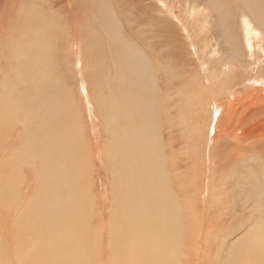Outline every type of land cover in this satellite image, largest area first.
<instances>
[{
  "label": "rangeland",
  "instance_id": "rangeland-1",
  "mask_svg": "<svg viewBox=\"0 0 264 264\" xmlns=\"http://www.w3.org/2000/svg\"><path fill=\"white\" fill-rule=\"evenodd\" d=\"M187 1L191 2V6L194 4L198 6L194 8L195 10L204 8L205 14L209 13L211 18L209 19L211 27L204 34L198 32L195 24H189L188 27L186 25L193 43L187 39L185 31L174 16L180 13L184 16L185 11L181 12L180 7L176 6L173 8V17L165 15L163 13L165 7L157 0H106L108 4L103 0L97 6L103 14L101 17L97 14V7H94L93 3L89 4V0H11L9 5L0 4V43H5L0 52L8 53L6 60L2 59V54L0 55V60H3L0 73L2 69L9 71V66L14 65L10 57L19 53L17 46L20 37H12L13 46L11 48L7 46L8 37L4 33L8 29L7 23L10 20L12 23L19 21V15L26 9V4L42 8L48 3V7L44 8L45 14L51 18L55 26V30L50 29L48 33L51 36L53 31H57L54 37H51L53 51L55 50L54 54L57 56L55 71L57 70L56 73L64 78L62 87L66 96L78 108V121L79 125L81 124L84 145L88 148L87 151L91 149L92 153L94 152L92 162L86 163L84 191L87 197H92L91 210H88L91 218L88 224L92 229L100 230L101 224L106 222L105 215L102 220L100 219L101 212L112 202L111 182L116 180L113 178L111 166L107 163L104 149L107 144L106 122L97 110L93 91L101 88L103 95L108 96L111 93L110 83L108 86L105 85L106 77L114 74L112 50L108 42L110 33L124 47L129 46L137 53L140 51L146 57L150 83L155 85L157 93L163 88L168 99L169 120L163 123L162 98L158 95L154 102V92L152 94L153 105L155 103L154 116L158 120V149L162 152H165V149L173 152L171 158L166 157V161L172 164L167 166L165 162L164 166L169 175V191L174 193V203L180 206L177 207L179 218L181 217V220L178 218L181 222V233H178L177 240L178 253H174L172 263L169 260L168 263L226 264L225 260H228L232 243L245 234L249 226L253 229L255 226L253 222H259L261 224L259 227L262 226L264 231V218L257 219L258 213L264 212V207L257 202L264 199V130L257 133L260 130L259 123L264 118V111L261 108H252L251 101L242 109L241 115L245 114V110L249 111L244 126L248 124L246 128L250 129L254 125L250 126L248 122L255 124L256 132L251 136L240 138L237 136L239 132L230 133V125H222V114L218 112L216 106L224 102L226 93L221 91V87L218 88L219 91L212 87L209 76L206 75L208 72L205 73V70L209 69V73L214 72L211 66L225 60L224 56L228 54L225 44L229 40L225 37L229 38V35L224 37L210 0ZM8 6L10 11L4 14ZM232 6L234 7V3ZM188 11L190 12V9ZM235 12L236 10L232 12V17ZM164 16L170 20L172 27L165 22ZM103 19L107 20L108 27L103 26ZM238 22L240 25V19L237 22H230L229 34L245 55L244 51L247 52L249 49L246 37H242L244 29L239 27ZM252 22L263 34L261 50L264 57V29L254 19ZM21 39L23 42L26 37ZM72 50L74 54L78 52L77 57H81L83 74L90 81L89 97L84 96L81 90L80 78L83 74L77 71L79 65ZM199 57L203 59V71L198 61ZM126 73L135 74L131 70ZM244 73L246 74L245 67ZM244 73L241 71L239 76L242 80ZM240 79L234 78L232 82L226 83V87L232 86ZM256 82V87L264 88V78L258 77ZM247 84L252 86V81ZM243 85L244 82L239 81L234 86L241 89L244 88ZM135 86L141 90L137 82ZM178 90L181 91L182 97H178ZM192 90L195 98L187 97L186 94ZM18 103L21 105V102ZM262 105L264 102L260 103V106ZM22 120L18 113L5 114L2 118L4 126L0 124V264H43V260H37V256L32 254L31 246L32 244L36 246L37 240L42 239V234H39L41 231L28 232L25 224L24 227L18 225L21 221H27L29 206L34 209L31 211L32 214H38L42 199L41 183L34 175L35 171L42 167L38 157L26 159L24 150L21 156L15 153L18 151L19 136L22 134V126L18 121L23 122ZM164 126L166 129H163ZM244 129L239 126L241 133ZM135 137L137 138V134ZM81 140L83 142V138ZM88 157L89 155L86 159ZM14 159L20 160L15 163ZM212 160L215 161V165ZM161 173H165L164 168ZM243 174L252 177L255 186L248 183ZM124 186L127 189L130 184L124 182ZM237 191L246 194H238ZM184 197L186 202L189 201V210H186L181 202ZM205 209L210 212L207 213ZM101 233L104 231L101 230ZM102 243L105 244L104 240ZM90 247H86L87 254L90 253ZM195 247H199L196 253ZM100 253L105 256L107 251L101 248ZM244 257L246 258H240L239 264L251 263L250 256ZM105 258L98 259L97 264H109Z\"/></svg>",
  "mask_w": 264,
  "mask_h": 264
},
{
  "label": "bare ground",
  "instance_id": "bare-ground-1",
  "mask_svg": "<svg viewBox=\"0 0 264 264\" xmlns=\"http://www.w3.org/2000/svg\"><path fill=\"white\" fill-rule=\"evenodd\" d=\"M10 1L0 0V4L7 5ZM101 1L103 2V0H89V4L93 3L94 7H97ZM157 1L165 7L163 11L165 15L173 17V8L176 6L180 7L181 12L185 11L184 16L181 13L174 16L189 41L192 37L186 25L188 27L189 24H195L200 34L210 29V14H205L204 8L195 10L194 8L198 6L195 4L191 6V2L187 0ZM210 2L214 7L217 24L222 27L224 37L229 35V38L225 37L229 40L225 44L228 52L224 56L225 60L211 66L214 72L209 73L208 69L205 73L208 72L206 75L209 76V83L216 91L221 87V91L226 93L224 102L216 106L218 112L222 114V125H230V133L239 132L237 136L240 138L251 136L256 132L255 124L248 122L250 126H254L250 129L246 128L248 124L244 125L248 120L249 111L245 110V114L242 115L241 111L250 101L252 108H261L264 111V105L260 106V103L264 102L262 96L264 88L256 87L257 78H264V57L261 50L263 34L252 22L254 19L264 29V0H210ZM105 4H108L106 0ZM26 5V9H23L19 15L20 20L16 23L10 20L7 23V31H4L5 36L8 37V48L13 46L12 37L20 38L17 46L19 53L10 57L14 65L9 66V71L2 69L0 73V124L4 126L2 118L5 114H20L23 122L18 121V123L22 126V134L19 136L18 151L15 153L21 156L24 150L26 159L38 157L42 166L34 173L41 183L40 211L38 214H32L31 211L34 209L29 206L27 221L18 223L20 227H24L25 224L28 232L41 231L39 234H42V239L37 240L36 246L31 245L32 254L37 256V260H43V264H97V260L103 257H106L109 264H167L168 260L172 263L173 254L178 253V233H181V222L178 221L180 214L177 213L179 211L177 207L180 206L174 203V193L169 191V175L164 166L167 162L166 157L171 158L173 152L169 149H165V152L158 149V120L154 116L155 103L153 105L152 100L153 92L154 102L156 96H161L163 123L169 120L166 91L161 88L162 91L157 93L155 85L150 83L146 57L140 51L137 53L129 46L124 47L110 33L108 42L112 50L111 62H113L114 74L106 77L105 85L108 86L110 83L111 93L108 96L103 95L101 88H93L92 91L97 110L106 122L107 144L104 149L107 163L111 166L116 181L111 182L112 202L100 216L102 220L105 215L106 222L101 224L100 230L92 229L88 224L91 218L89 211L92 197H87L84 191V173L86 163L92 162L94 152L92 153L91 149L87 151L88 148L84 145L81 124L79 125L78 121V108L66 96L62 87L64 78L56 73L57 70L55 71L57 56L54 54L55 50L53 51L51 37H54L57 31H53L51 36L48 33V30L55 27L51 18L45 14L44 8L48 7V3L42 8H35L32 4ZM235 10L232 17V12ZM8 11L10 6L4 14ZM97 14L100 17L103 15L100 9ZM112 16L115 19L113 13ZM165 17V22L172 27L170 20ZM238 19L241 21L240 25L238 22L239 27L244 29L242 37H246L245 41L249 49L247 52L244 51L245 55L229 34L230 22H237ZM104 25L108 27L105 19H103ZM241 28H239L240 32H242ZM21 37H26V40L22 42ZM4 47L5 43H0V48ZM73 50V56L77 57L78 52L74 54ZM193 50L196 55V47ZM7 54H2L3 60L7 59ZM3 60H0V66ZM198 61L203 71L202 57H199ZM76 63L79 65V67L77 65L78 73L83 74L80 56L76 58ZM128 70L135 74L126 73ZM241 71L245 74L242 77L244 80L239 77ZM234 78L240 79L235 84L243 81L244 88L240 89L234 86L235 84L226 87V83L232 82ZM80 79L83 95L89 97L90 81L84 74ZM250 81L252 86L247 84ZM136 82L142 91L136 88ZM186 95L189 98L196 96L193 95V90ZM178 97H182L180 90ZM18 102H21V105ZM259 124L260 130L257 133H262L264 118ZM240 125L245 128L242 133L239 131ZM163 129L166 127L164 126ZM87 155L89 157L86 159ZM20 159H14L15 163ZM212 163L215 165L214 160ZM168 164L172 163L167 162V166ZM160 166L165 169L164 174L161 173L163 168ZM243 177L255 186L252 177L244 174ZM124 182L130 184L129 188L125 189ZM236 193L246 194L239 191ZM185 197L181 202L185 209L189 210V201L186 202ZM257 202L264 207V199ZM206 212L209 213L210 210ZM258 216L257 219H263L264 212H259ZM179 219L181 220V217ZM182 223L185 224L184 221ZM253 225H255L253 229L249 226L248 231L232 243L228 260H225L226 264H239L240 258H246L244 257L246 255L251 258L249 264H263L264 231L262 226L259 227L261 225L259 222H253ZM101 230L104 233H101ZM103 240L105 244L102 243ZM88 246L91 247L90 253L87 254ZM101 248L107 251L105 256L100 253ZM197 249L199 247H195V253ZM179 256L181 258V255ZM195 262L197 261H193Z\"/></svg>",
  "mask_w": 264,
  "mask_h": 264
}]
</instances>
